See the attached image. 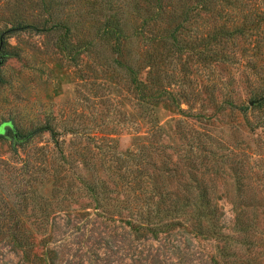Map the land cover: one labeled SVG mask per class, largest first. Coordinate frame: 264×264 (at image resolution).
I'll list each match as a JSON object with an SVG mask.
<instances>
[{"label": "rangeland", "instance_id": "1", "mask_svg": "<svg viewBox=\"0 0 264 264\" xmlns=\"http://www.w3.org/2000/svg\"><path fill=\"white\" fill-rule=\"evenodd\" d=\"M98 3L0 0V195L21 216L0 228L33 232L41 264H264V26L218 44L209 35L229 23L198 8L200 36L182 34L183 50L159 23L117 57L111 42L86 46ZM127 16L132 27L142 18ZM127 58L145 98L113 63ZM138 179L164 196L140 195ZM102 181L98 203L86 183ZM197 182L222 235L198 234L193 209L166 232L131 228L163 198L199 195ZM0 264L31 263L0 234Z\"/></svg>", "mask_w": 264, "mask_h": 264}, {"label": "trees", "instance_id": "2", "mask_svg": "<svg viewBox=\"0 0 264 264\" xmlns=\"http://www.w3.org/2000/svg\"><path fill=\"white\" fill-rule=\"evenodd\" d=\"M99 5L98 9L95 10L96 14H101L103 18L99 21L100 25L96 35L88 41L87 48L91 49L99 44L107 45L111 44V49L116 53L117 57H124V53L129 54L127 49L128 42H131L133 36L144 37L146 33L153 34L152 25L155 26L159 23L166 24L168 29L165 30L168 40L170 39L172 45L178 50H183L182 47L185 43L184 40H180L182 34L186 37L192 35L200 36L197 33L193 34L194 26L198 23L200 18L199 9L205 12L212 13L215 18L220 17L227 21L228 25H221L215 27L213 32L209 36L215 41V43L222 44L224 41H229L234 38L238 33L244 34L246 30L244 28L245 23H261L264 26V0H96ZM144 4V6H143ZM96 5V4H95ZM250 10H246L247 7L251 6ZM97 6V5H96ZM254 6V7H253ZM231 9V10H230ZM229 10L230 15L223 13ZM198 11V12H197ZM237 14H235V12ZM128 13L138 16L141 18L140 23L137 26H130L129 21L126 18ZM128 17V16H127ZM233 18V19H232ZM242 22V26L236 25L233 29L231 25ZM63 23V22H62ZM58 22V24H62ZM27 24L18 23V25L10 28L9 30H19L26 28ZM60 26H63L60 25ZM67 27L66 25H64ZM69 27V26H68ZM67 27V28H68ZM71 30L70 28H68ZM148 40V37L144 38ZM182 41V42H181ZM118 67L124 71V74L128 76L132 83L135 84V89L138 94H142L140 99L146 97V93L149 92L150 86L148 83L138 78V71L133 65L130 58L120 61L119 59L113 60ZM255 98L258 101L264 102V86L260 87L255 91ZM11 122V121H10ZM8 122V124H12ZM7 124V123H5ZM51 135H56V130L51 127L47 129ZM2 131V128L0 129ZM16 139L17 135H13ZM64 156V155H63ZM142 178V177H141ZM198 183V182H197ZM87 188L94 200L98 203L101 201L98 195L107 193V186L105 182H101L99 186L86 183ZM151 184V190L149 185ZM137 189L141 192L148 190V192L141 193L140 195H157V187L148 182H142L138 179L136 182ZM102 188V191H99ZM199 195H187L184 197H166L161 200L156 206L149 207V211L141 215L138 218L137 224L131 223V228L136 229H149L151 231H169L175 225L174 219L186 218L188 211L193 209L191 216L193 219L192 226L197 228V233L200 235L221 234V227L219 226V214L215 206L213 205L212 198L209 195V188L206 184H197ZM152 193V194H151ZM158 195H163L159 193ZM164 196V195H163ZM43 198V195H36L33 200L39 201ZM2 197L0 195V201ZM167 199V200H166ZM169 201V202H167ZM0 203V223L5 221L17 222L20 219V215L15 211L13 207H9L5 201ZM26 204V197L19 201L17 205L22 208ZM151 208V209H150ZM41 221H47L49 216L47 213H42L39 216ZM0 234L10 236L14 241L17 242V246L21 251L24 259L28 260L29 263L41 264L34 261L33 258L38 257L40 260L42 257L35 253L34 249L37 247V243L33 238V232L29 229L13 228L2 226L0 228ZM225 243H229L228 239H225ZM228 247V244H227ZM222 256L226 255V248L220 250ZM55 254V251H51ZM50 252V253H51ZM45 254V253H43ZM48 254V253H47ZM50 254V258L53 260V256ZM55 256V255H54Z\"/></svg>", "mask_w": 264, "mask_h": 264}, {"label": "flooded vegetation", "instance_id": "3", "mask_svg": "<svg viewBox=\"0 0 264 264\" xmlns=\"http://www.w3.org/2000/svg\"><path fill=\"white\" fill-rule=\"evenodd\" d=\"M0 129H1V127H0Z\"/></svg>", "mask_w": 264, "mask_h": 264}, {"label": "water", "instance_id": "4", "mask_svg": "<svg viewBox=\"0 0 264 264\" xmlns=\"http://www.w3.org/2000/svg\"><path fill=\"white\" fill-rule=\"evenodd\" d=\"M0 65H1V63H0Z\"/></svg>", "mask_w": 264, "mask_h": 264}]
</instances>
